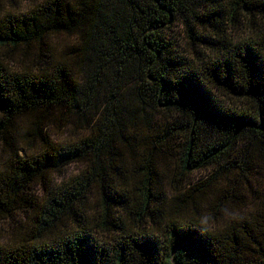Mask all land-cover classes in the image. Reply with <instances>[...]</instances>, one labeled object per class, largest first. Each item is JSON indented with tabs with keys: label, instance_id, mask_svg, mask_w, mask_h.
I'll use <instances>...</instances> for the list:
<instances>
[{
	"label": "trees",
	"instance_id": "obj_1",
	"mask_svg": "<svg viewBox=\"0 0 264 264\" xmlns=\"http://www.w3.org/2000/svg\"><path fill=\"white\" fill-rule=\"evenodd\" d=\"M24 1L0 16V219L34 224L0 264H264V0Z\"/></svg>",
	"mask_w": 264,
	"mask_h": 264
},
{
	"label": "rangeland",
	"instance_id": "obj_2",
	"mask_svg": "<svg viewBox=\"0 0 264 264\" xmlns=\"http://www.w3.org/2000/svg\"><path fill=\"white\" fill-rule=\"evenodd\" d=\"M202 0H197V2H201ZM30 3L25 2L24 0H0V16H3L4 14H6L8 11H18L21 9H26L27 7H29ZM199 10L201 9V7L198 8ZM202 10V9H201ZM173 32L176 33V35L180 36V38H183V41L186 42V48L189 50V43H188V39L185 35L186 31H185V26H183L181 24V21L178 22V24L173 26ZM204 129L206 131V135L210 136L213 132V129L211 128L210 125L204 124ZM53 135V139L55 141L60 140L59 138H63L65 137L66 133L63 132L60 134V130H55ZM57 138V139H56ZM8 156L4 153L0 151V162L3 163L4 159H7ZM78 172V166L75 164L70 165V167H68L66 174L68 175V177H72L75 176ZM202 176L201 172H195L191 174V179L194 181L200 180L202 178H200ZM64 176H57L58 179L63 178ZM66 178V176H65ZM193 181V182H194ZM165 185H166V189H170L171 185L169 183V179H168V174L165 177ZM38 196L40 199H45L46 196L44 194H42V191L39 193ZM248 204L251 205L252 203V199L251 197H248L247 200ZM236 210V208H235ZM209 214V211H206ZM234 213V211L232 212ZM34 214L30 213L26 218L21 216L20 218H18V220H21L20 224L22 225L21 227H19V224L16 219H0V245H5L6 247H9V245H13L15 242L20 241V239L22 238V236L24 235V231L27 229H30V227L34 224L33 220H34ZM206 222H210L208 218H204Z\"/></svg>",
	"mask_w": 264,
	"mask_h": 264
}]
</instances>
